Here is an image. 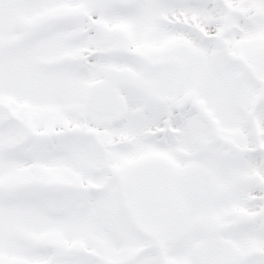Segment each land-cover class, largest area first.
Returning <instances> with one entry per match:
<instances>
[{
  "label": "snow or ice",
  "instance_id": "obj_1",
  "mask_svg": "<svg viewBox=\"0 0 264 264\" xmlns=\"http://www.w3.org/2000/svg\"><path fill=\"white\" fill-rule=\"evenodd\" d=\"M0 264H264V0H0Z\"/></svg>",
  "mask_w": 264,
  "mask_h": 264
}]
</instances>
